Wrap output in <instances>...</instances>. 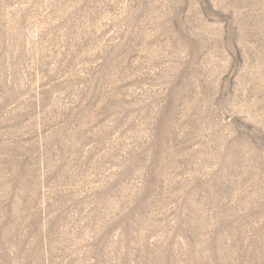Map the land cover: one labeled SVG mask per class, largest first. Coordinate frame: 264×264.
I'll list each match as a JSON object with an SVG mask.
<instances>
[{
    "label": "rangeland",
    "instance_id": "374dc122",
    "mask_svg": "<svg viewBox=\"0 0 264 264\" xmlns=\"http://www.w3.org/2000/svg\"><path fill=\"white\" fill-rule=\"evenodd\" d=\"M0 264H264V0H0Z\"/></svg>",
    "mask_w": 264,
    "mask_h": 264
}]
</instances>
